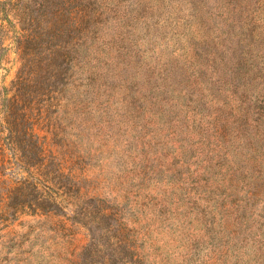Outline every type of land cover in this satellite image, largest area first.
Listing matches in <instances>:
<instances>
[{
    "label": "rangeland",
    "instance_id": "rangeland-1",
    "mask_svg": "<svg viewBox=\"0 0 264 264\" xmlns=\"http://www.w3.org/2000/svg\"><path fill=\"white\" fill-rule=\"evenodd\" d=\"M19 39L0 264H264V0H0V119Z\"/></svg>",
    "mask_w": 264,
    "mask_h": 264
},
{
    "label": "trees",
    "instance_id": "trees-1",
    "mask_svg": "<svg viewBox=\"0 0 264 264\" xmlns=\"http://www.w3.org/2000/svg\"><path fill=\"white\" fill-rule=\"evenodd\" d=\"M23 39L18 40L17 44V51L20 58V67L17 71V75L15 79L11 82L10 88L5 89V93L3 94V100L1 104V119H0V140H20L21 135V126L19 124V109L18 105H20L21 99L23 98V94H25V91L30 87V84L33 83L35 80H32L31 74H27L29 72L28 68L30 67V64L27 62V56L25 53V45L22 41ZM50 57L56 56V53L58 54V50L53 49L50 51ZM35 70H40L42 67V64L39 62H35L34 64H31ZM8 92H11V95L8 96ZM29 95V93H28ZM24 132V131H23ZM25 137L26 140H36L35 134L33 133L32 126H29V128L25 129ZM29 184V183H27ZM31 185L29 184V187ZM35 190V186H33ZM23 195L24 194V187L22 182L14 186L13 188L8 190V197L11 199L17 195ZM39 200V199H38ZM41 201V200H40ZM43 202L45 203H51L52 207H56V202L51 199L43 198V200L40 202V206L38 207H45L42 206ZM10 207V206H9ZM20 207V206H19ZM33 209H38V207L30 206ZM47 207V206H46ZM45 207V211H48V208ZM15 211L17 208H13ZM24 208H21V210Z\"/></svg>",
    "mask_w": 264,
    "mask_h": 264
}]
</instances>
